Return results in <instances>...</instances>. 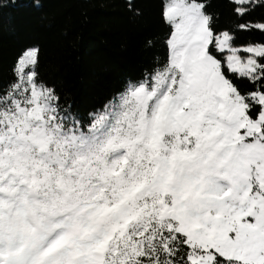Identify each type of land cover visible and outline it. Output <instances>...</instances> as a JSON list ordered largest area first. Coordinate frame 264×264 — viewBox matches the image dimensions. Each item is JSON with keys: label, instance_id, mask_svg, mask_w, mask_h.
Listing matches in <instances>:
<instances>
[{"label": "trees", "instance_id": "obj_1", "mask_svg": "<svg viewBox=\"0 0 264 264\" xmlns=\"http://www.w3.org/2000/svg\"><path fill=\"white\" fill-rule=\"evenodd\" d=\"M189 1L203 4L213 33L208 53L257 119L262 104L252 94H264V52L253 76L239 74L227 65L217 36L230 34L234 47L264 46V0ZM166 4L0 0V230L10 232L22 210L40 222L76 205L112 208L121 192L154 179L157 154L197 149L189 127L167 133L159 149L141 128L159 101L185 85L170 55L174 27ZM30 49L36 60L19 73ZM139 87L152 93L145 103L134 94ZM37 131L39 144L32 140ZM171 203L161 191L136 195L126 228L106 215L102 225L115 231L98 264H190L187 236L177 219L163 215Z\"/></svg>", "mask_w": 264, "mask_h": 264}, {"label": "rangeland", "instance_id": "obj_2", "mask_svg": "<svg viewBox=\"0 0 264 264\" xmlns=\"http://www.w3.org/2000/svg\"><path fill=\"white\" fill-rule=\"evenodd\" d=\"M166 13L174 27L171 59L181 68L185 85L159 101L154 118L141 128L155 149L167 133L183 127L197 135L199 146L194 152L174 150L171 157L157 154L154 179L121 192L112 208L76 205L40 222L30 211H20L10 232L0 230V264H63L59 256L68 264H98L115 231L102 225L103 218L110 214L126 228L129 202L152 191L171 195L163 215L177 219L187 236L190 264H264V94H252L262 111L250 118L244 97L208 53L213 33L202 3L167 0ZM217 44L232 71L256 73L263 45L234 47L228 33L218 35ZM35 60V49H30L18 72ZM134 94L144 103L152 98L145 87ZM32 140L41 143L43 133L37 131ZM220 257L226 260L219 262Z\"/></svg>", "mask_w": 264, "mask_h": 264}]
</instances>
